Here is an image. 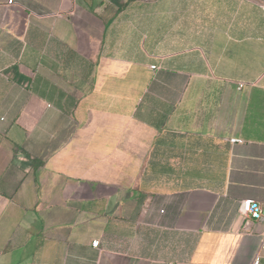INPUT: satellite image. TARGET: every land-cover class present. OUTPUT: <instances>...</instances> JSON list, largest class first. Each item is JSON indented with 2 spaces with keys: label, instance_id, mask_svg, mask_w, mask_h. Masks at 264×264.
Wrapping results in <instances>:
<instances>
[{
  "label": "crops",
  "instance_id": "0c3cea01",
  "mask_svg": "<svg viewBox=\"0 0 264 264\" xmlns=\"http://www.w3.org/2000/svg\"><path fill=\"white\" fill-rule=\"evenodd\" d=\"M8 1L0 264H264V0Z\"/></svg>",
  "mask_w": 264,
  "mask_h": 264
},
{
  "label": "built area",
  "instance_id": "2783aa9c",
  "mask_svg": "<svg viewBox=\"0 0 264 264\" xmlns=\"http://www.w3.org/2000/svg\"><path fill=\"white\" fill-rule=\"evenodd\" d=\"M13 1L9 0L8 4H11ZM262 10L264 11V3L261 6ZM154 69V67H152ZM243 85H239L238 89L242 88ZM230 142L233 144H241L243 141L240 139H230ZM261 205L255 201L252 200H244L240 203V213L243 218L249 219V220H256V221H262V214H261ZM92 246L94 248H97L98 246V241H95L92 243ZM264 246V235H263V240L261 247ZM251 264H260V255L257 254Z\"/></svg>",
  "mask_w": 264,
  "mask_h": 264
}]
</instances>
